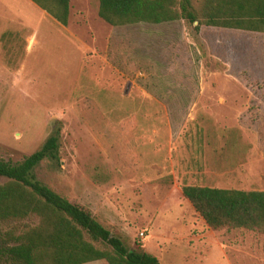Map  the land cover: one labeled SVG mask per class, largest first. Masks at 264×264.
<instances>
[{"label": "rangeland", "instance_id": "obj_1", "mask_svg": "<svg viewBox=\"0 0 264 264\" xmlns=\"http://www.w3.org/2000/svg\"><path fill=\"white\" fill-rule=\"evenodd\" d=\"M25 6L32 22L0 18V156L19 162L60 128L37 179L128 248L159 264H264V232L210 228L181 192L264 190V33L111 26L98 0H71L63 26Z\"/></svg>", "mask_w": 264, "mask_h": 264}, {"label": "trees", "instance_id": "obj_2", "mask_svg": "<svg viewBox=\"0 0 264 264\" xmlns=\"http://www.w3.org/2000/svg\"><path fill=\"white\" fill-rule=\"evenodd\" d=\"M66 26L71 0H31ZM98 16L111 26L182 20L198 36L202 26L264 33V0H98ZM60 128L39 149L13 163L0 156V264H159L148 251L128 248L93 217L37 179L44 159L57 160ZM183 196L213 229L264 232V190L182 185ZM36 218L35 223L27 222ZM94 241L105 247L98 248Z\"/></svg>", "mask_w": 264, "mask_h": 264}, {"label": "crops", "instance_id": "obj_3", "mask_svg": "<svg viewBox=\"0 0 264 264\" xmlns=\"http://www.w3.org/2000/svg\"><path fill=\"white\" fill-rule=\"evenodd\" d=\"M18 1H21L23 2L24 5H27L32 8L35 6L42 12V14H44V16H50L45 10L41 9L38 5H36L31 0H0V7H1L0 18L7 19L9 16L15 15L19 17H24L27 22H32V20L30 21L29 19L31 18L30 17L31 11L28 9V7L26 8V6L25 7L24 5L22 6L21 3ZM28 10L30 11V13L28 12ZM51 18L54 19L53 17ZM5 34H8V33L6 32ZM80 264H109V263L105 259H95V260L87 261V262L80 263Z\"/></svg>", "mask_w": 264, "mask_h": 264}, {"label": "built area", "instance_id": "obj_4", "mask_svg": "<svg viewBox=\"0 0 264 264\" xmlns=\"http://www.w3.org/2000/svg\"><path fill=\"white\" fill-rule=\"evenodd\" d=\"M139 236H141V238L144 237V233L141 231V232L139 233Z\"/></svg>", "mask_w": 264, "mask_h": 264}]
</instances>
